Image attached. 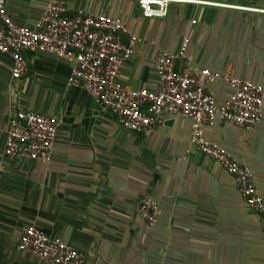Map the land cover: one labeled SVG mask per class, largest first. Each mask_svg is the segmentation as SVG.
I'll list each match as a JSON object with an SVG mask.
<instances>
[{
	"label": "crops",
	"instance_id": "crops-1",
	"mask_svg": "<svg viewBox=\"0 0 264 264\" xmlns=\"http://www.w3.org/2000/svg\"><path fill=\"white\" fill-rule=\"evenodd\" d=\"M50 1L6 4L13 20L28 27ZM196 1L214 5L173 3L164 18H146L136 0H65L70 13L119 18L139 39L118 74L124 87L154 90L157 58L188 38L192 70L229 73L264 88V0ZM25 57L27 71L14 79L12 59L0 54V264H46L17 250L28 226L70 246L83 264H264L263 219L244 205L233 178L189 144L190 119L164 114L147 133L132 132L68 84L73 64L46 54ZM206 90L218 104L232 93L222 80ZM17 111L56 120L48 164L4 155ZM203 136L251 170L264 199V102L251 129L216 123ZM146 194L157 202L152 225L137 214Z\"/></svg>",
	"mask_w": 264,
	"mask_h": 264
},
{
	"label": "built area",
	"instance_id": "built-area-1",
	"mask_svg": "<svg viewBox=\"0 0 264 264\" xmlns=\"http://www.w3.org/2000/svg\"><path fill=\"white\" fill-rule=\"evenodd\" d=\"M146 18H164L173 3L214 5L196 0H136ZM194 23V22H192ZM139 39L128 35L124 23L115 17L76 11L70 13L65 0H51L33 26L17 24L9 15L6 0H0V54L13 61L11 75L21 78L27 71L25 54H46L73 64L68 84L85 90L105 112L127 130L145 134L162 124L164 114L191 120L189 144L215 161L234 180L244 205L264 221V199L258 193L251 170L221 146L203 136L205 126L232 124L244 130L262 116L264 88L207 69L192 70L184 38L176 52H162L155 63L158 85L152 91L133 90L118 82L120 69L132 57ZM184 66L178 67L177 63ZM227 83L232 93L218 104L207 92V84ZM57 135L54 118L32 111L15 112L8 124L4 155L48 164ZM138 216L147 224L156 220L157 202L144 195ZM17 250L25 251L46 264H83L77 251L39 229H22Z\"/></svg>",
	"mask_w": 264,
	"mask_h": 264
}]
</instances>
